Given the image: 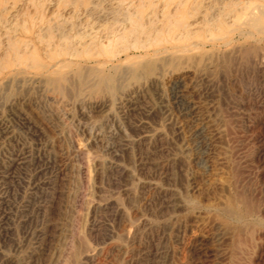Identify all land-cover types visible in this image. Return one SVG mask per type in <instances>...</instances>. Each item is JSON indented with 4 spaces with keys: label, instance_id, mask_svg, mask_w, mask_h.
Returning <instances> with one entry per match:
<instances>
[{
    "label": "rangeland",
    "instance_id": "1",
    "mask_svg": "<svg viewBox=\"0 0 264 264\" xmlns=\"http://www.w3.org/2000/svg\"><path fill=\"white\" fill-rule=\"evenodd\" d=\"M153 33L149 55L95 47L100 81L0 91V264H264L258 221L232 204L237 179L264 203L247 179L264 178L260 52L217 60L216 45ZM140 61L153 70L133 80Z\"/></svg>",
    "mask_w": 264,
    "mask_h": 264
},
{
    "label": "bare ground",
    "instance_id": "2",
    "mask_svg": "<svg viewBox=\"0 0 264 264\" xmlns=\"http://www.w3.org/2000/svg\"><path fill=\"white\" fill-rule=\"evenodd\" d=\"M153 32L167 33L171 41H196L193 46L197 42L201 47L204 42L216 45L211 47H216L217 60L252 46L260 52L255 70L264 82V0H0V66L5 70L0 91L31 83L62 88L77 76L100 81L107 75L105 64L97 59L102 51L93 53L95 47L132 39L130 48L149 55L152 50L144 42L154 41ZM226 47L228 52L222 49ZM32 55L37 60L29 62ZM134 56L141 55L126 54V60ZM152 66L153 62L140 61L127 73L136 80L142 73L152 72ZM241 96L246 98V94ZM260 174L250 171L247 175L256 193L264 191ZM240 182L235 180L232 204L240 217L254 215L258 221L261 229L251 228L253 247L262 261L264 203L256 201L254 207L251 197L245 198L238 191Z\"/></svg>",
    "mask_w": 264,
    "mask_h": 264
}]
</instances>
